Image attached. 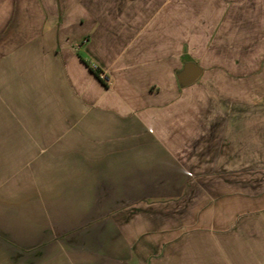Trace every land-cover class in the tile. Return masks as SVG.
<instances>
[{
    "label": "crops",
    "instance_id": "1",
    "mask_svg": "<svg viewBox=\"0 0 264 264\" xmlns=\"http://www.w3.org/2000/svg\"><path fill=\"white\" fill-rule=\"evenodd\" d=\"M67 1L62 58L54 0H0V193L72 177L83 210L32 264H264V0ZM73 64L82 103L57 105ZM5 217L0 264H24L40 236Z\"/></svg>",
    "mask_w": 264,
    "mask_h": 264
},
{
    "label": "rangeland",
    "instance_id": "2",
    "mask_svg": "<svg viewBox=\"0 0 264 264\" xmlns=\"http://www.w3.org/2000/svg\"><path fill=\"white\" fill-rule=\"evenodd\" d=\"M40 2L42 8V0H40ZM54 3V12L57 19V53H59L62 58L64 53L74 57V54L80 49V43L77 41L80 35L74 28V30L71 28V26L74 27L78 21L81 20L78 8H75V4L78 5V2L54 0ZM67 3H71L72 7L68 6L67 9ZM60 29H64L65 32L59 31ZM66 41H70L67 47L63 45ZM92 66L95 69L98 67L101 68L95 61H92ZM62 67L65 68L67 66L63 64L61 65V68ZM59 68V65H57L56 75H58ZM102 72L103 74L100 73L101 79L107 86H111L113 82L112 79L107 75L104 69H102ZM80 79L81 75L78 65L73 64L71 91L74 95L71 99L65 97V95L57 96V105L70 102L73 105L82 103V99L79 97L78 93L82 82L79 81ZM59 85L60 82L57 80V88ZM35 178H33L34 181ZM21 179L24 185L23 192L0 193V197L2 196L0 212L6 214V217L2 219L4 232H9V234L11 233L14 236L19 235L21 230H23L26 235L30 236L35 232L39 234V245H37V242H34L32 246L29 240L28 243H25L26 245L23 248L25 253L24 264H32L34 251L42 248L47 249L49 243L48 234L55 231L56 245L62 244L64 240L63 233L68 235L71 232L74 227L73 223L77 221L83 210L75 208L71 200V195L73 194L70 193V188L71 186L72 188L74 187V178L65 176H55L53 178V176L40 175L38 189L33 185L31 177H18V183L21 182ZM12 181H16L15 178ZM5 202L7 207H4ZM7 247L12 250L13 246H11V242H9V246ZM40 259L42 260L43 258L41 257Z\"/></svg>",
    "mask_w": 264,
    "mask_h": 264
},
{
    "label": "water",
    "instance_id": "3",
    "mask_svg": "<svg viewBox=\"0 0 264 264\" xmlns=\"http://www.w3.org/2000/svg\"><path fill=\"white\" fill-rule=\"evenodd\" d=\"M202 70L193 62H187L183 70L177 75L178 84L181 88L194 84L201 76Z\"/></svg>",
    "mask_w": 264,
    "mask_h": 264
},
{
    "label": "trees",
    "instance_id": "4",
    "mask_svg": "<svg viewBox=\"0 0 264 264\" xmlns=\"http://www.w3.org/2000/svg\"><path fill=\"white\" fill-rule=\"evenodd\" d=\"M97 76H99L100 71L99 70H93Z\"/></svg>",
    "mask_w": 264,
    "mask_h": 264
}]
</instances>
